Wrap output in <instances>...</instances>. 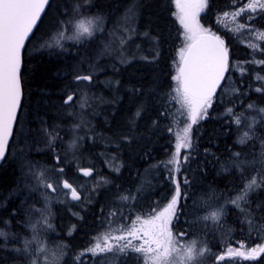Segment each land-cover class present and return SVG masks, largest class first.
I'll return each mask as SVG.
<instances>
[{"label":"snow or ice","instance_id":"obj_1","mask_svg":"<svg viewBox=\"0 0 264 264\" xmlns=\"http://www.w3.org/2000/svg\"><path fill=\"white\" fill-rule=\"evenodd\" d=\"M144 7L0 0V264H264V0H157L174 32L159 12L141 30ZM37 52L60 61L55 80L36 84ZM221 131L235 137L218 152ZM98 142L111 179L81 165ZM72 162L85 183L65 178ZM56 204L77 223L96 208L87 244L77 224L53 239Z\"/></svg>","mask_w":264,"mask_h":264},{"label":"trees","instance_id":"obj_2","mask_svg":"<svg viewBox=\"0 0 264 264\" xmlns=\"http://www.w3.org/2000/svg\"><path fill=\"white\" fill-rule=\"evenodd\" d=\"M108 2L111 3V5L116 8V10L122 11L123 7L128 3V0H108ZM145 7L141 10V15L139 19V24L141 27V30H143V27L146 25L147 21L149 19L155 20L154 16L152 15L153 12H159L161 16L163 17L159 21H155L154 27L158 24L161 27H166L168 30H171L172 32L175 31V29L178 27V24L174 22V18L170 17L167 13H164L161 11V9L156 8L157 0H143ZM240 3V0H237V4ZM151 4L152 7H147V5ZM231 4V0H213V9H221L226 8ZM164 7H167V4L165 3L163 5ZM202 23H205V25L212 24L215 20L214 13H202ZM44 35L43 32V26L41 32L37 33V37H41ZM46 38V37H45ZM240 40H244L242 37L230 41L231 48L234 52V58H244L247 55V50L243 44L240 43ZM33 43H36V40H33ZM68 45H71L72 42H67ZM136 43H140V40L137 39ZM38 47V45H37ZM36 57V61L38 63H35V68L37 72V80L36 84H42L44 82L45 78H48L49 80H55L56 78L53 76V73L57 71V68L60 67V61L56 58L55 55H49L47 52L40 54V53H33ZM169 55H171L169 53ZM41 73H43V76H41ZM264 75V73H261ZM103 78V77H102ZM35 87V86H34ZM35 94V92H34ZM105 94L106 90H105ZM124 101H127V97H124ZM123 107V105H121ZM98 120H101L102 117H98ZM215 123L209 121L208 123L204 124L203 127L200 129L201 132L204 133V139L206 141L207 139V130L212 129L215 127ZM99 130V129H98ZM235 137V131L232 133V138H229L228 136L224 135L221 131L219 133V138L216 141V143L219 145L218 149H213L214 151L223 152L224 146L226 144H231L233 142V138ZM67 139V137H65ZM164 141L161 140L160 144H163ZM104 150L102 143H97L95 146H85L84 153H83V160H81L82 166H89L94 165L97 174L101 176H109L111 179L112 176L115 174L110 175L109 168L104 164V157L100 156L99 153ZM154 155L157 157V159L161 158L162 152L158 149ZM38 159H42L44 161H47L48 163H51V159L48 156H40L37 154ZM71 160V157H69ZM141 170H143L144 165L141 163L140 165ZM124 171V175L122 177L123 181L127 182L129 181V177L127 175L126 170ZM65 178H67L70 182H74L75 184H81L85 183V179L80 178V175L76 172V164L75 162H72L70 165H65ZM12 176L10 170H0V190L4 191L6 194L7 192V186L11 182ZM238 182L236 177L233 176H227L225 179L220 181L219 187L221 189L224 188L225 183L227 182ZM89 186V184H87ZM112 190L109 189L108 192H102L101 193V200H103ZM163 194V193H161ZM18 203V201H17ZM71 207L72 211H80V209L76 206L65 204V205H55V212L57 219L55 223L58 225L56 229V233L52 234L53 238L61 237L64 235V233H61L60 225H69V224H77V231L73 234L72 243L73 244H87L91 233L93 231V216L92 213L96 211V208L93 207L87 212H81V215L85 216V220L83 223H77V218L73 217L71 215V212H69L67 209ZM145 212H147V208L144 209ZM183 220V217H181V221ZM229 223H231V218H229ZM178 227L182 225H177ZM13 230H17V226L15 223H13ZM237 239H243V237H234L233 240Z\"/></svg>","mask_w":264,"mask_h":264},{"label":"rangeland","instance_id":"obj_3","mask_svg":"<svg viewBox=\"0 0 264 264\" xmlns=\"http://www.w3.org/2000/svg\"><path fill=\"white\" fill-rule=\"evenodd\" d=\"M244 40H246L247 39V37H242ZM87 184H89V187L91 186V184H92V181L91 180H88L87 181ZM53 239H55V238H53Z\"/></svg>","mask_w":264,"mask_h":264}]
</instances>
